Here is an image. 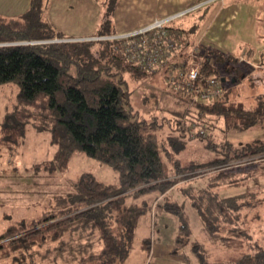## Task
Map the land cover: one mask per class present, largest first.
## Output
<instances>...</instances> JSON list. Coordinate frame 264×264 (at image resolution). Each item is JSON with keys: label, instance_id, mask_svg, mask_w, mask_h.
<instances>
[{"label": "trees", "instance_id": "1", "mask_svg": "<svg viewBox=\"0 0 264 264\" xmlns=\"http://www.w3.org/2000/svg\"><path fill=\"white\" fill-rule=\"evenodd\" d=\"M205 1L197 0L193 5ZM46 4L47 0H29L23 14L0 15V85L15 83L18 87L17 105L0 126L1 142L8 148L15 147L31 123L37 131L49 132L57 146L46 166L63 169L72 154L81 152L112 167L117 182L105 184L86 174L77 177L61 206L37 218L21 219L0 232V264H124L141 212L151 208L159 197H166L173 187L188 185L199 176L206 178L201 191L189 186L182 191L199 218L201 232L207 239L219 241L224 252L209 260L204 246L192 239L183 205L165 201L163 211L177 221L172 254L188 260V250L197 264H264V244L244 229L248 212L259 200L258 192L228 197L218 193L219 188L256 174L255 165L262 160L215 169L228 162L264 157V141L235 147L229 141L213 142L210 132L204 136L200 131L196 137L205 141V148L213 150L216 158L184 164L177 157L184 147L181 138L188 133L189 122L200 125L201 116L222 121L226 129L264 125V90L252 104H247L240 97L242 89L238 90V83L245 77L251 80L249 66L212 45L188 42L197 24L188 29L168 24L169 36L179 47L170 64L189 58L192 49L202 60L200 75L223 78L224 90L213 101L203 103L172 91L176 102L192 106L194 113L185 122L177 119L180 139L163 137V125L156 117L148 121L129 105L131 92L125 74L148 71L125 57L127 39L32 42L65 38L46 21ZM114 5L105 16L99 36L115 35ZM209 7L208 3L196 8V12L201 11L199 19ZM226 81L231 84L226 86ZM199 168L201 171L194 173ZM149 195L150 201L145 202L142 198ZM151 247V238H143L140 248L147 255Z\"/></svg>", "mask_w": 264, "mask_h": 264}, {"label": "rangeland", "instance_id": "2", "mask_svg": "<svg viewBox=\"0 0 264 264\" xmlns=\"http://www.w3.org/2000/svg\"><path fill=\"white\" fill-rule=\"evenodd\" d=\"M117 1L83 0L82 8V3H73L71 7L67 8V14L73 19H84L86 14L91 16L97 11V16L94 18L97 19L98 17L95 29L90 31L96 37L101 35L105 16L110 14L112 6ZM229 2V0H225V2L220 0L213 3L210 8L212 12L221 9L215 22L211 24V20L208 19L203 21L197 31L189 35L187 41L195 42L196 46L213 44L218 51L230 52L238 58L243 55L246 61L242 62L249 64L248 71L254 74H252L250 82L248 77H245L237 86L238 90L242 89L240 97L247 104H252L257 101L254 97L264 90V64H257L258 69L252 67L255 62H260L264 57V0H240L237 5L231 6L227 5ZM189 19L184 17L180 22L183 24ZM126 34L116 38L125 37ZM113 37L115 36H99L93 39H112ZM82 40L91 39H69L65 37L64 39L54 38L49 41L32 42ZM247 46L252 49V57L244 53L245 48H248ZM164 72V68H157L142 74L137 71V75L126 73L127 89L131 92L129 105L139 117L148 121L156 117L157 122L163 125V137L170 135L180 139L181 132L178 129L177 119L185 122V120H189V114H193L194 111L192 106L189 107L184 103L182 105L176 102L173 92L165 80ZM224 84L229 86L231 82L226 81ZM17 91L18 87L15 83L0 85V126L3 124L4 118L17 105ZM199 123L200 125H196L189 122V136L187 133L181 138L185 144L177 157L184 164L192 161L200 164L217 156L213 150L205 148L204 140L196 137V133L200 131H203L204 136L210 132L213 142L229 141L235 147L264 141V125L244 130L226 129L222 121L212 116H201ZM56 150L57 146L51 142L49 132L37 131L31 123L26 125L24 137L13 148L4 145L0 138V232L21 219L37 218L61 206L62 198L70 190H73L74 181L82 174L105 184L117 182V173L112 167L81 152L72 154L67 167L63 169L46 166L45 162L53 159ZM258 160L262 161L255 165L256 174L247 176L235 185L223 186L218 189V193L221 197H228L241 193L258 192L257 198L259 200H256L255 209L248 212L244 229L250 233L253 239L264 244V157L262 156ZM200 171L199 168L194 173ZM205 180L206 178L199 176L191 180L188 185L179 184L173 187L166 197H159L151 205V208L141 212L137 218L133 244L124 264H189V262L190 264H197L195 256L188 250L186 252L189 262L186 258L173 255L171 249L167 252V257L162 258V253L168 249L167 246L163 243L153 244L154 240L162 234L167 219H176L163 211L162 204L165 201H174L183 205V210L192 229V239L199 240L200 244L204 246L207 254H209V260L224 252L219 241L209 240L201 232L199 218L189 204V198L182 191V188L186 186L193 188L194 191H201L205 185ZM151 197L152 195H149L142 199L149 202ZM127 203L130 201L127 200ZM168 227L165 234L166 242L174 243L177 227L175 223ZM145 237H150L152 240L153 255H151L152 250L147 255L140 248L141 241ZM153 258L156 260L154 261Z\"/></svg>", "mask_w": 264, "mask_h": 264}, {"label": "crops", "instance_id": "3", "mask_svg": "<svg viewBox=\"0 0 264 264\" xmlns=\"http://www.w3.org/2000/svg\"><path fill=\"white\" fill-rule=\"evenodd\" d=\"M220 0H207L204 3H200V6H204L209 3L210 7L208 12L204 14L200 19L198 15L201 11L196 12L195 10L190 11L188 13H184L180 16L175 17L169 25L179 26L180 28L188 29L191 25L197 24V28L193 31H197L200 24L206 19L211 20L210 23H214L217 19V16L220 14V10L217 12H212L211 6L213 3ZM225 2V0H223ZM230 2L227 5H237L240 0H229ZM82 3L81 8L83 7V0H48L45 9V19L48 24L54 29L55 32L62 33L66 38L69 39H93L99 36L94 37L93 34L90 33L91 30L94 31L95 23L98 19H94L97 16V11L92 13L90 16L86 14L84 19L71 18L67 14L68 7H71L73 3ZM197 0H118L112 11V28L115 32V37L122 36L124 34L131 33L135 30L144 28L154 22L156 19L170 17L178 15L179 13L185 11L186 9L195 6ZM206 3V4H205ZM199 5V4H197ZM226 6V4H224ZM223 5V8H224ZM29 7V0H0V15L4 16H12L17 17L23 14ZM99 16V14H98ZM190 18L188 21L183 24L180 22L182 19ZM184 21V20H183ZM182 21V22H183ZM210 27V25H209ZM191 33V35L193 34ZM190 35V34H189ZM212 45L213 44H208ZM248 47V46H247ZM247 51V52H245ZM244 53L246 55H250L252 57L253 52L250 47L245 48ZM230 53V52H224ZM232 54V53H230ZM250 57V58H251ZM245 64V63H244ZM247 64V63H246ZM257 64H261L260 62H255V69L257 68ZM250 66L249 64H247ZM254 74V73H249ZM259 82V81H258ZM167 219L165 228L163 229L160 237H157L154 240V245H159L161 243L165 244L168 249H166L162 253V258L167 257V252L173 248L174 243L166 242V231L169 228V225L175 223L177 227L176 219ZM169 220V221H168ZM175 240V239H174ZM153 247H151V255H153ZM160 257V258H161ZM155 261L156 259L153 258ZM152 261V260H151Z\"/></svg>", "mask_w": 264, "mask_h": 264}, {"label": "built area", "instance_id": "4", "mask_svg": "<svg viewBox=\"0 0 264 264\" xmlns=\"http://www.w3.org/2000/svg\"><path fill=\"white\" fill-rule=\"evenodd\" d=\"M201 4L192 6L175 16L156 19L150 25L135 30L120 37L127 39L124 42L125 57L132 64L140 69L165 70V80L173 92H183L191 95L194 102H211L223 93L222 80L215 76H201V58L196 56L191 49L189 58L181 59L177 64H170L169 60L177 49L176 42L169 36L166 26L175 17L195 10ZM239 61H246L243 55L239 56ZM259 157L242 159L241 161L228 162L227 164L216 167L241 166L246 163L255 162Z\"/></svg>", "mask_w": 264, "mask_h": 264}, {"label": "water", "instance_id": "5", "mask_svg": "<svg viewBox=\"0 0 264 264\" xmlns=\"http://www.w3.org/2000/svg\"><path fill=\"white\" fill-rule=\"evenodd\" d=\"M12 44H14V43H12ZM18 44H21V43H18ZM221 80H222V82H224V79L223 78Z\"/></svg>", "mask_w": 264, "mask_h": 264}]
</instances>
